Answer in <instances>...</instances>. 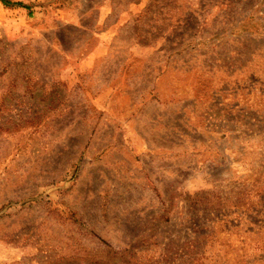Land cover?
Returning <instances> with one entry per match:
<instances>
[{"label":"rangeland","instance_id":"obj_1","mask_svg":"<svg viewBox=\"0 0 264 264\" xmlns=\"http://www.w3.org/2000/svg\"><path fill=\"white\" fill-rule=\"evenodd\" d=\"M0 2V264H264V0Z\"/></svg>","mask_w":264,"mask_h":264},{"label":"trees","instance_id":"obj_2","mask_svg":"<svg viewBox=\"0 0 264 264\" xmlns=\"http://www.w3.org/2000/svg\"><path fill=\"white\" fill-rule=\"evenodd\" d=\"M0 2L5 5V6H17V7H22V8H28V5L20 2V1H16V2H11L9 0H0Z\"/></svg>","mask_w":264,"mask_h":264}]
</instances>
